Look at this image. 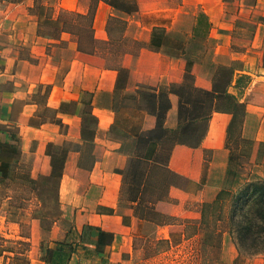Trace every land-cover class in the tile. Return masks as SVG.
Segmentation results:
<instances>
[{
  "label": "crops",
  "instance_id": "obj_1",
  "mask_svg": "<svg viewBox=\"0 0 264 264\" xmlns=\"http://www.w3.org/2000/svg\"><path fill=\"white\" fill-rule=\"evenodd\" d=\"M222 4V0H54L52 9L79 17L60 20L57 33L40 26L37 0H12L5 9L0 23V190L6 160L3 144L23 154L36 153L33 145L40 146L46 167L36 156L30 170L33 181L50 175L59 164V214L51 238L67 242L73 231L78 241L86 228H92L80 243L86 248L78 246L63 264L99 260L114 264L128 251L132 232L149 222L136 215L141 193L138 201L123 198L122 193L123 171L137 153L136 138L156 125L148 108L152 100L156 105L161 100L170 103L164 136L154 149L172 134L179 135L165 162L166 170L186 183L169 184L168 198L177 205L174 214L191 216L192 205L211 201L220 189L211 177L219 164L216 158L238 152L228 147L233 101L242 103L244 110L238 137L264 142L261 52L255 38L244 50L233 48ZM198 14L210 25L207 39L212 43L197 41L192 34ZM12 15L19 16L10 21ZM113 17L124 25L112 37ZM57 18L52 13L49 19ZM156 31H161L159 37ZM220 65L232 71L227 94L212 91ZM180 102L188 109V120L209 114L207 120L200 119L198 135L178 132ZM87 143L90 160L83 162L79 157ZM47 144L60 147L63 155L54 149L45 152ZM152 162V156L141 162L147 166L143 182ZM59 222L70 227L61 228ZM99 230L112 235L109 244L97 243ZM233 248L231 262L239 255L235 244ZM256 256L253 264H264V254ZM27 264L56 263L45 257L30 258Z\"/></svg>",
  "mask_w": 264,
  "mask_h": 264
},
{
  "label": "rangeland",
  "instance_id": "obj_2",
  "mask_svg": "<svg viewBox=\"0 0 264 264\" xmlns=\"http://www.w3.org/2000/svg\"><path fill=\"white\" fill-rule=\"evenodd\" d=\"M11 1L0 0V23ZM53 3L54 0H37L36 14L43 29L57 33L60 20L79 19L73 13L52 9ZM222 3L223 16L231 27L229 34L233 48L244 50L251 46L255 38L257 51L261 52V56L258 53L257 55L261 59L260 63L264 64V0H222ZM52 13L57 15L56 21H50ZM18 16L12 15L8 19L12 21ZM123 25L122 20L117 17L110 19L109 30L112 37L116 35L118 29L121 31ZM209 27L205 17L198 14V26L192 33L194 38L197 41L205 39L207 43H212V39H207L210 38ZM160 33L161 31H156V37H159ZM13 48L24 54L28 53L27 49L18 46ZM206 52L208 53L207 50ZM189 65L186 66L188 69ZM234 65L238 63L234 62ZM228 75V68L220 65L215 82L224 83ZM233 104L236 122L228 133V147L236 148L238 152L216 158V164H219L214 166L211 174L220 187L217 193L223 190L220 197L209 201L214 202L213 207L215 204L220 207V219L218 220L216 212L212 214L209 211L212 206L209 207L204 203L192 205L191 216L174 214L177 205L174 200L168 198L169 184L185 187L186 183L165 168L168 150L174 138L177 139L179 136L177 133L172 134L152 152L151 156L155 162L150 164L149 175L145 178V182L142 179L143 186H139L141 195L140 203L136 207V215L138 218L142 215L146 216L149 222H142V225L132 232L128 241V251L121 258H116L114 264H253L256 262L253 258L258 257L256 254L239 253L232 262L230 259L235 244L229 233L232 194L248 180L264 179V142L242 140L238 137V121L241 120L243 105L237 101H233ZM196 130L198 135L200 127L197 126ZM39 147L34 144L33 151L36 153L32 154H23L16 148L6 152L7 160L3 165L4 175L0 190V264H27L30 258L44 260L47 255L46 249L55 246L56 241L51 238V229L59 214L56 192L60 167L58 164V168L52 170L53 173H50L52 178L48 177V174L39 176L34 181L30 179V170L36 161V156L40 159V165L43 167L44 164L46 167V158L38 153ZM53 149L59 155H63L60 147L51 144L46 145L45 152H51ZM89 149L91 145L87 143L85 152H81L83 157H79L80 161L90 160ZM144 167V164L141 165L142 171ZM32 181L35 182L33 189L29 186ZM24 182L28 183L27 186L23 185ZM130 195V179L127 178L122 196L125 198ZM201 212L204 213L203 218ZM69 225L60 222L58 224L61 228L70 227ZM218 231H221L220 238ZM73 233L72 231L67 242L75 246L77 241L74 240L76 237ZM258 260L260 263L261 260ZM99 264L104 262L99 260Z\"/></svg>",
  "mask_w": 264,
  "mask_h": 264
},
{
  "label": "trees",
  "instance_id": "obj_3",
  "mask_svg": "<svg viewBox=\"0 0 264 264\" xmlns=\"http://www.w3.org/2000/svg\"><path fill=\"white\" fill-rule=\"evenodd\" d=\"M232 77V71L229 72V75L224 83L214 82L212 86V91L215 93L227 94V87L230 83ZM242 104V103H241ZM243 105V104H242ZM170 107L169 101L161 100L158 105L155 101L152 100L148 104L149 111L156 116V125L153 129L143 132L138 135L136 138V154L131 156L128 161V165L123 171V185H125L127 178L130 179V197L129 200L138 201L139 194L141 189L139 188L142 185V179L145 175L147 166L144 167L143 171L141 169V162L143 160H150L152 155L155 142L159 141L165 133L163 127V120L165 118L166 112ZM243 107V106H242ZM205 108V105L201 107L202 110ZM244 111V110H243ZM178 112L180 116V128L179 133L193 135L197 132L198 123L201 120H207L209 114L202 115L200 118L187 119L188 109L185 104L181 103L178 107ZM204 110L203 113L204 114ZM243 115V112H242ZM236 113L233 109L232 118L230 121V126L228 128V133L230 132L231 127L236 122ZM89 120V119H88ZM188 120V121H186ZM241 120L238 121V128L240 126ZM3 151H13L15 148L9 146L8 144L1 145ZM51 154V153H49ZM6 160L7 155L5 154ZM2 162V166L6 162ZM4 169V168H3ZM53 173V172H52ZM1 174L4 175V170L1 171ZM51 177V174L48 176ZM223 191V190H221ZM221 191L217 193L216 198L220 197ZM228 193H231L228 191ZM215 199V198H214ZM214 202H206L207 206L211 207ZM217 204L209 210L212 214H217L218 220L220 219V207L216 209ZM230 229L229 233L236 245V248L239 253L246 254H257L264 252V179H255L253 181H247L241 188H238V191L232 194L231 206H230ZM204 217V213L201 212V218ZM221 217V216H220ZM140 218L149 220L146 216L142 215ZM163 224V223H162ZM92 228H86L76 245H72L68 242H59L56 241L54 247L47 249L46 260L56 264H63L67 262L70 254L75 252L78 246L86 248V246L80 244L85 242L87 239V233ZM221 231H218V237ZM112 240V235L104 233L102 230H99L97 243H107L109 244Z\"/></svg>",
  "mask_w": 264,
  "mask_h": 264
}]
</instances>
